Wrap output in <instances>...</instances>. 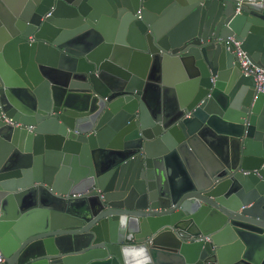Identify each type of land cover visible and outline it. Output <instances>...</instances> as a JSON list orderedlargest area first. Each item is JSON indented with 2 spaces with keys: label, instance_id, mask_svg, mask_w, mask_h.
Wrapping results in <instances>:
<instances>
[{
  "label": "water",
  "instance_id": "obj_1",
  "mask_svg": "<svg viewBox=\"0 0 264 264\" xmlns=\"http://www.w3.org/2000/svg\"><path fill=\"white\" fill-rule=\"evenodd\" d=\"M229 37L264 67V0H0V264H264Z\"/></svg>",
  "mask_w": 264,
  "mask_h": 264
},
{
  "label": "built area",
  "instance_id": "obj_2",
  "mask_svg": "<svg viewBox=\"0 0 264 264\" xmlns=\"http://www.w3.org/2000/svg\"><path fill=\"white\" fill-rule=\"evenodd\" d=\"M228 42L232 46V54L235 57V61L238 63V66L245 76H251L257 86L259 91L263 90L264 88V67H256L250 63L246 54L240 48V42L234 40V38L229 37Z\"/></svg>",
  "mask_w": 264,
  "mask_h": 264
},
{
  "label": "clouds",
  "instance_id": "obj_3",
  "mask_svg": "<svg viewBox=\"0 0 264 264\" xmlns=\"http://www.w3.org/2000/svg\"><path fill=\"white\" fill-rule=\"evenodd\" d=\"M120 223L121 225L124 224V218H121ZM121 253L127 260L128 246H125L124 248H122ZM137 255L140 257V264H149L150 256L148 255V251L144 246H140L137 249Z\"/></svg>",
  "mask_w": 264,
  "mask_h": 264
}]
</instances>
